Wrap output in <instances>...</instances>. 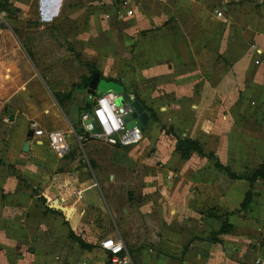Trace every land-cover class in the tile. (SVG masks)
Instances as JSON below:
<instances>
[{
  "label": "crops",
  "instance_id": "0c3cea01",
  "mask_svg": "<svg viewBox=\"0 0 264 264\" xmlns=\"http://www.w3.org/2000/svg\"><path fill=\"white\" fill-rule=\"evenodd\" d=\"M238 1L135 0V13L118 19L113 0H0L8 7L2 10L7 21L0 24V264H107L109 254L100 244L107 236L124 240L133 264H257L264 259V179L253 185L246 179L264 163V108L259 104L264 92L255 86L252 98L257 106L232 108L227 106L229 93L225 92L227 70L232 67L238 74L252 68L254 77L264 76V60L258 65L253 61L262 48L255 43L248 57L240 44L225 41L231 25L244 16L245 2ZM212 4L215 10L227 8L225 16L217 17L209 7ZM102 15L112 23L98 28ZM21 19L38 21L40 26H18ZM50 24L56 27L53 33L48 30ZM34 33L66 36L89 74L81 75L82 82L78 76L67 85L56 74L53 77L47 65L36 60ZM101 33L106 35L101 38ZM119 35L124 41L121 80L111 69L106 72L101 67L104 62L97 53L105 43L109 60H119L113 53ZM90 64L101 78L123 84L130 94L131 87L139 97L150 92L146 99L152 103L144 101L146 105L164 111L157 120L153 118L160 129L156 140L132 146L138 148L140 158L153 150L151 156L162 162L158 175L167 170L169 184L145 190L156 197L154 209L143 210L155 216L154 221L129 227L123 223L98 241L100 247L91 237L102 235L104 228L92 234L89 227L106 208L91 176L81 179L80 175L82 163L88 161L83 151L88 148L94 154L96 147L92 140L80 139L82 108L88 102L93 108L97 96L83 88L94 74ZM182 99L196 103L186 116L170 107ZM32 121L45 130L65 131L69 152L58 156L45 136L35 135L24 151ZM162 125L170 131L164 133ZM173 134L198 140L203 154L193 152L183 159ZM218 164L244 178H231ZM172 173L177 176L168 180ZM76 190H81L79 195ZM249 190L253 202L243 209ZM42 195L47 198L45 204L38 199ZM56 203L72 208L71 215L53 208ZM112 207L120 210L115 201ZM225 223L227 231L220 233ZM74 235L94 246L81 247Z\"/></svg>",
  "mask_w": 264,
  "mask_h": 264
},
{
  "label": "rangeland",
  "instance_id": "374dc122",
  "mask_svg": "<svg viewBox=\"0 0 264 264\" xmlns=\"http://www.w3.org/2000/svg\"><path fill=\"white\" fill-rule=\"evenodd\" d=\"M119 2L116 3L113 0V3H116V6L119 4ZM238 2H245L242 12L244 16L240 23H238L239 21L235 20V22L231 25L232 29L229 30L231 34L228 32L225 41H228V43L232 44L234 42L235 44H240L245 56L248 55V57H251V51H248V49L252 50L256 43V48H262L263 51L259 50L260 52L257 53L259 59L255 58V60L253 57V61H255L254 63L256 65L261 64L264 60V0H239ZM111 7H113V5ZM209 7L213 12L216 5L212 4ZM18 21L23 22L22 24H17L21 27L35 29L40 26L38 21H23L22 19ZM96 23V26H109L112 22L109 18H103L102 15L98 17ZM116 24H118V22ZM226 24H229V22ZM258 24H261L259 32L256 30V26ZM47 26H49V32L53 33L56 28L55 25L50 24ZM51 33L50 35H43L39 33H34L31 35V38L34 39L32 45L36 60L39 61L40 65L46 64L47 72L49 74H53V77H55L56 74V77L59 78L58 80L63 81V83L66 85L70 83L72 79H77L78 76L81 81V75L83 73L89 74V68L81 63V56L79 55L80 53L78 54V51H75L71 48V41H69L66 36L63 34H54L51 36ZM105 35L101 33L100 37L102 38ZM122 37L119 35L117 41L115 42L116 45H114L113 48V53L118 56L120 61L118 59L114 60V58L109 60L111 56H106L107 45L105 43L99 46V50L97 52L100 61L104 62L103 65L101 64V67L104 68L106 72L110 71L111 69L110 72L117 74V77L119 76L120 80L123 78L122 65L124 41ZM87 53L93 56L96 54V52ZM126 54L129 56L130 52H126ZM227 71L230 72L228 79L229 81L227 80L225 84V92L229 93L227 98V106L231 108L236 106L239 107L240 105H243L244 107L257 106L258 103L252 98V96L254 89H258L255 86L259 85V89L263 90L264 92V76L254 77L252 74V68H249V71L248 68H246L243 75V72L238 74V71L233 67ZM235 75H239L238 79ZM79 78L77 80H79ZM131 88L134 95H139L136 88ZM126 90L127 89H125V91ZM127 92L130 93L128 90ZM149 94L151 93L147 91L145 96ZM234 94H236V96H234ZM141 96L142 95H140V97ZM145 96L141 98L149 104L152 103L151 99H146L147 96ZM180 103L181 104L174 107L169 102L172 109H180L184 112V115L187 114L186 110H191L193 105L196 104L193 102V100L189 99H182L180 100ZM259 104L260 107L264 108V97L259 100ZM172 109L170 111H172ZM154 112L156 114L154 119L157 120L158 113L160 114L164 111L160 109V107H157L154 109ZM154 119L151 118L146 125L144 129V139L141 143L148 145L156 140L160 129L158 123ZM161 128L164 133L170 131L168 125H162ZM238 134L244 135L245 131H240ZM181 137L182 136L173 134V143L176 144L178 139ZM92 141L96 144L94 154H92L88 148L86 149V152L83 151V155L86 159H88V161L82 163L83 171L80 173V175L81 179H87L89 176H91L93 181L96 183L100 201L106 208L105 211H102V213L96 214V217H94L95 225L89 227L90 231L92 230V234L96 233L97 230L101 229L102 227L104 228V233H102V235H97L95 238V235L93 234V237H91V239L96 241L97 244L98 241L102 240L106 235H109L110 231H115V227L120 225L122 226L123 223H126V225L129 227L132 224L137 225L144 223V225H147L148 223L154 221L155 216H150L149 213V215H145L146 212H143V210L144 208L154 209L157 202L156 197L154 195L145 194V190L147 191L148 188L154 190L158 187H168L169 184L165 181V175L168 172L167 170H164L162 175H158L159 168H162V162L160 163V159L155 155L151 156L153 150H150L143 155L146 157V155L149 154L151 159H141L143 156L141 158L138 157V148H136V146H119L121 149L119 150L121 152H119L116 148L113 149L105 144L100 143L98 140ZM128 150H135V152L125 154L124 151L128 152ZM84 157L82 156V158ZM164 166H167V163H165ZM170 169H172V167H170ZM146 173L148 174V178H146ZM169 175H173V177L169 178ZM169 175H167L168 180H173L175 176H177L175 173ZM89 192H92V190L87 191L86 194H89ZM38 194L39 193L37 192V195ZM42 197L44 196L42 195ZM38 199L41 200V197ZM113 201L119 204L120 210L118 212L113 210ZM124 209L127 211L125 214L123 212ZM98 247H100V244Z\"/></svg>",
  "mask_w": 264,
  "mask_h": 264
},
{
  "label": "built area",
  "instance_id": "2783aa9c",
  "mask_svg": "<svg viewBox=\"0 0 264 264\" xmlns=\"http://www.w3.org/2000/svg\"><path fill=\"white\" fill-rule=\"evenodd\" d=\"M135 0H123L117 7V18L131 16L135 13ZM227 8L215 10L217 17L224 16ZM6 11H0V24L6 22ZM108 18V16H107ZM119 94L114 90L106 91L96 96L91 111L83 112L81 123L84 134L80 139L98 140L111 146H132L139 144L144 138V130L138 125L128 126L126 117L134 110L132 101L121 104L118 102ZM97 126L98 132L93 129ZM36 137L47 138L49 148L58 156L67 154L70 145L67 134L61 129L45 130L40 128L36 121L30 123ZM172 178L173 175H169ZM81 190H76L79 195ZM102 248L109 254L107 264H133L130 252L124 240L119 237L107 236L101 241ZM257 264H264V259H258Z\"/></svg>",
  "mask_w": 264,
  "mask_h": 264
},
{
  "label": "trees",
  "instance_id": "16d2710c",
  "mask_svg": "<svg viewBox=\"0 0 264 264\" xmlns=\"http://www.w3.org/2000/svg\"><path fill=\"white\" fill-rule=\"evenodd\" d=\"M4 9H8L7 4H6V3H3V4L1 3V4H0V10L2 11V10H4ZM90 67H91L92 73L97 72V69H95L91 64H90ZM102 77H104V76L102 75ZM87 80H90V79L87 78ZM110 80H112V79H110ZM67 96H68L69 98H71V97H72V93L69 92V93L67 94ZM135 98L141 102V104L143 105V107L145 108V110H147V111L149 112V114L152 116V118H154V117H155V112L152 110V108L148 107V106L146 105V103L144 102V100H142L139 96H136ZM59 101H60V103H61V102H62V98L59 97ZM91 108H92V104L88 102V103L85 104V106L82 108V111L85 112L86 109H87V111H88V110L91 109ZM176 151H178V152L180 153V155H181V157H182L183 159H188V158H190V156L192 155L193 152H198V153H200V154H203V149H202V147H201V145H200V142H199L198 140L193 139V138H190V137H188V136L183 137V138H179V139H178V144H177V146H176ZM218 166H219L221 169H223V170H225L226 172H228V174H229V176H230L231 178H239V177L244 178V176L236 175V174H234L233 172H231V171H230V168L227 167V166H223V165H221V164H218ZM246 179H248V180L251 182L252 185H253L257 180H259V179H264V163L261 164L257 169L252 170V171H251V175H250L248 178H246ZM41 200H42V202H43L44 204L46 203V198H45V197H41ZM252 202H253V193H252V190H249V191L246 193V195H245V199H244V201L242 202L241 207H242L243 209H244V208H247V207H249V205H250ZM49 209H50L51 211H54V212H58V213H60L59 210H56V209H53V208H49ZM227 226H229V224H228V223H225V224L223 225V227L221 228L220 233H221V232H226V231H227V230H226V227H227ZM73 237H74V239L79 243V245H80L81 247L92 248V247L94 246L93 244L87 243V242H86L84 239H82L80 236H75V235H74Z\"/></svg>",
  "mask_w": 264,
  "mask_h": 264
},
{
  "label": "water",
  "instance_id": "95a60500",
  "mask_svg": "<svg viewBox=\"0 0 264 264\" xmlns=\"http://www.w3.org/2000/svg\"><path fill=\"white\" fill-rule=\"evenodd\" d=\"M83 88L87 89L88 93L92 95H99L106 91L114 90L117 94L120 95L118 100L119 103L124 104L125 102L132 101L134 110L131 114H129L126 117L127 125L128 126L138 125L143 130L145 129L146 125L150 120V114L145 110V108L143 107V105L139 100L135 99V97L132 94L125 91L123 84L116 82L114 80H107L105 78H101L100 72H95L91 80L83 84ZM98 131L99 130L97 126H95L93 132L97 133ZM33 135L34 132L32 131L29 134L28 140L25 143V146L23 148L24 151L29 150L30 139L32 138ZM52 207L65 211L67 217L71 215L72 208L61 206L59 203L53 204Z\"/></svg>",
  "mask_w": 264,
  "mask_h": 264
}]
</instances>
